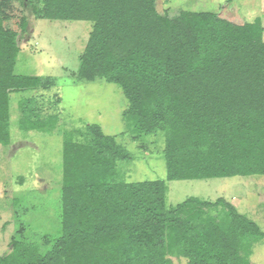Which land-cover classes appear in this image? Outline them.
I'll return each instance as SVG.
<instances>
[{"label": "trees", "instance_id": "obj_1", "mask_svg": "<svg viewBox=\"0 0 264 264\" xmlns=\"http://www.w3.org/2000/svg\"><path fill=\"white\" fill-rule=\"evenodd\" d=\"M0 0V145L11 144L10 96L49 77L16 74L19 33ZM18 1V0H16ZM37 19L92 24L79 78L119 86L126 131L163 135L167 179L128 182L132 160L97 124L62 132L61 235L50 248L16 240L0 264H251L264 231L225 198L167 202L168 182L264 177V27L216 13H160L158 0H20ZM22 32L28 22L21 23ZM23 103L25 101L23 100ZM58 116L21 118L19 129L55 130ZM139 149L147 150L140 143ZM264 207V205H263Z\"/></svg>", "mask_w": 264, "mask_h": 264}, {"label": "rangeland", "instance_id": "obj_2", "mask_svg": "<svg viewBox=\"0 0 264 264\" xmlns=\"http://www.w3.org/2000/svg\"><path fill=\"white\" fill-rule=\"evenodd\" d=\"M160 13L170 17L183 11L216 13L238 25L261 18L264 0H158ZM41 9L42 0H33ZM6 11L5 26L19 33L20 53L15 72L49 77L53 84L35 93L10 96L11 144L0 145V256L23 240L50 248L61 235L63 205L62 132L97 124L109 136H117L132 156L119 163L128 182L167 179L163 135L133 141L126 131L123 112L128 102L121 88L103 80L81 81L78 72L92 29L84 21L37 19L34 8L14 0ZM28 31L22 32L23 19ZM23 100L25 103L22 102ZM58 116L55 130L21 131V118L32 120ZM148 146L139 149V144ZM215 201L220 197L235 205L264 231V177L185 180L168 182L167 202L176 206L189 198ZM174 264L187 261L171 258ZM251 264H264V241L257 243Z\"/></svg>", "mask_w": 264, "mask_h": 264}]
</instances>
